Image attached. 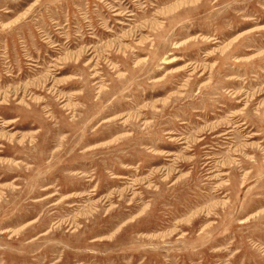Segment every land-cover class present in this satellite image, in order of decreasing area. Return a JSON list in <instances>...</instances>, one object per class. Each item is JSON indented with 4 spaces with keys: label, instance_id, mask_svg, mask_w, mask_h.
Here are the masks:
<instances>
[{
    "label": "rangeland",
    "instance_id": "1",
    "mask_svg": "<svg viewBox=\"0 0 264 264\" xmlns=\"http://www.w3.org/2000/svg\"><path fill=\"white\" fill-rule=\"evenodd\" d=\"M0 264H264V0H0Z\"/></svg>",
    "mask_w": 264,
    "mask_h": 264
}]
</instances>
